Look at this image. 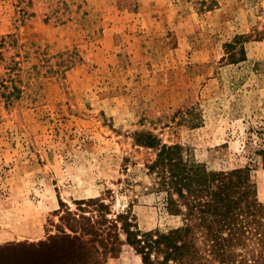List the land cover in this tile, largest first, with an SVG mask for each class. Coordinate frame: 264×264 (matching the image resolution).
<instances>
[{
    "label": "rangeland",
    "instance_id": "rangeland-1",
    "mask_svg": "<svg viewBox=\"0 0 264 264\" xmlns=\"http://www.w3.org/2000/svg\"><path fill=\"white\" fill-rule=\"evenodd\" d=\"M163 144L248 168L264 203V0H0V264H69L81 199L183 225L146 168ZM120 236L100 264H144Z\"/></svg>",
    "mask_w": 264,
    "mask_h": 264
},
{
    "label": "trees",
    "instance_id": "trees-1",
    "mask_svg": "<svg viewBox=\"0 0 264 264\" xmlns=\"http://www.w3.org/2000/svg\"><path fill=\"white\" fill-rule=\"evenodd\" d=\"M237 44L239 39L226 43L232 61L246 56L244 45L236 50ZM182 150L181 144H163L146 168L159 175L168 211L183 215V225L144 231L128 211L109 216L104 197L81 199L76 211L68 206L61 216L65 225L60 238L69 244L67 262L100 264L118 251L124 233L144 264H208L213 259L217 264H264V203L256 198L248 168L210 170L185 158ZM7 255L6 248L0 249V257ZM49 257L54 264L56 254Z\"/></svg>",
    "mask_w": 264,
    "mask_h": 264
}]
</instances>
